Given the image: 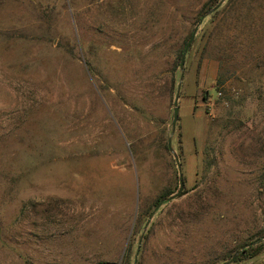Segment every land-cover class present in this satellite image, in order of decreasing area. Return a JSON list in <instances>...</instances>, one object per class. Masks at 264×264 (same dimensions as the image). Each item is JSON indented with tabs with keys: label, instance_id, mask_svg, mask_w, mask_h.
I'll return each mask as SVG.
<instances>
[{
	"label": "rangeland",
	"instance_id": "374dc122",
	"mask_svg": "<svg viewBox=\"0 0 264 264\" xmlns=\"http://www.w3.org/2000/svg\"><path fill=\"white\" fill-rule=\"evenodd\" d=\"M212 2L0 0V264H264V0L180 69Z\"/></svg>",
	"mask_w": 264,
	"mask_h": 264
},
{
	"label": "water",
	"instance_id": "95a60500",
	"mask_svg": "<svg viewBox=\"0 0 264 264\" xmlns=\"http://www.w3.org/2000/svg\"><path fill=\"white\" fill-rule=\"evenodd\" d=\"M224 2V0H220L214 7L212 8H209L207 9L201 16L200 18L198 19L196 25L194 26L193 30L191 31L190 33V36L188 37L184 47H183V50H182V53H181V56H180V69H182L183 67V64H184V60H185V56L192 44V42L194 41L195 37H196V34H197V31H198V28L199 26L203 23L204 19L212 14L216 9H218V7H220V5ZM181 80H182V73H181V76H180V80L177 84V89H176V93H175V96H174V100H173V117H172V132L174 131V128H175V124L178 120V112H179V106H178V100H179V92H180V88H181ZM168 147L170 148V140L168 141ZM174 158H175V161H176V164H177V167H178V172H179V187L178 189L176 190L175 193L167 196V197H164L162 198L155 206L154 210H156L164 201H170L176 197H178L180 195V193L182 192L183 188H184V181H183V175H182V170H181V165H180V162H179V158L176 154H174ZM152 218V213L148 216L147 218V221H146V225L148 224V222L150 221V219ZM145 225V227H146ZM144 227V229H145ZM260 239H264V236L263 237H260L258 239H255L249 243H246L244 244L241 249L239 251H237L233 257L231 258V261H233L236 256L238 255V253L243 250L244 248L248 247V246H251L253 245L256 241H259ZM139 244H140V240H139ZM138 251H139V245H138V248H137V251H136V254H135V259H134V264H136L137 262V255H138ZM228 262H226L225 264H227Z\"/></svg>",
	"mask_w": 264,
	"mask_h": 264
},
{
	"label": "trees",
	"instance_id": "16d2710c",
	"mask_svg": "<svg viewBox=\"0 0 264 264\" xmlns=\"http://www.w3.org/2000/svg\"><path fill=\"white\" fill-rule=\"evenodd\" d=\"M219 1H220V0H214V2H212V4L209 5V6L207 7V9L214 7ZM218 11H219V8L216 9L212 14H210V17H212V18L215 17V15H217ZM190 33H191V32H190ZM190 33H189V35L187 36L186 41H187L188 37L190 36ZM185 43H186V42H185ZM183 47H184V46H183ZM182 50H183V48H180V49H179L178 56L181 55ZM220 83H221V79H220V78H217V79H216V84H217V86H218ZM174 85H175V77L172 76V77H171V89L174 87ZM208 95H210V94H208ZM184 192H185V191L183 190V191L181 192L180 195H182ZM170 194H171V192L165 194V196H168V195H170ZM165 196H164V197H165ZM263 236H264V235H263ZM263 236H262V237H263ZM254 240H255V239H254ZM252 241H253V240H252ZM250 242H251V241H250ZM243 245H244V244H243ZM263 249H264V240H263V241H260V240H259V241H256L253 245L244 248V249L238 254V256L235 258V260L233 261V263H236V262H238V261H241V260L243 259V257H244L245 255H247V254H248V256H249L248 258L251 259V258L257 256V254L260 253ZM226 259H227V258H225V261H226ZM225 263H226V262H225ZM225 263H224V264H225Z\"/></svg>",
	"mask_w": 264,
	"mask_h": 264
}]
</instances>
